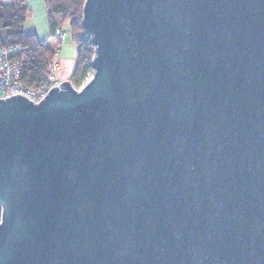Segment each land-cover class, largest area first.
I'll list each match as a JSON object with an SVG mask.
<instances>
[{"label": "water", "instance_id": "1", "mask_svg": "<svg viewBox=\"0 0 264 264\" xmlns=\"http://www.w3.org/2000/svg\"><path fill=\"white\" fill-rule=\"evenodd\" d=\"M80 90L0 99V264H264V0H86Z\"/></svg>", "mask_w": 264, "mask_h": 264}, {"label": "trees", "instance_id": "2", "mask_svg": "<svg viewBox=\"0 0 264 264\" xmlns=\"http://www.w3.org/2000/svg\"><path fill=\"white\" fill-rule=\"evenodd\" d=\"M47 8L49 40L41 41L35 34H26L24 27L31 10L27 0H13L12 4L0 2V46L19 47L17 60L21 67L20 83L30 90L48 84L49 69L56 62V48L61 44L56 32L69 28L71 41L77 47L76 63L69 81L80 89L92 76L95 47L84 26L86 0H44Z\"/></svg>", "mask_w": 264, "mask_h": 264}, {"label": "built area", "instance_id": "3", "mask_svg": "<svg viewBox=\"0 0 264 264\" xmlns=\"http://www.w3.org/2000/svg\"><path fill=\"white\" fill-rule=\"evenodd\" d=\"M56 37L61 41L64 40V34L60 31L56 32ZM19 51V47L2 48L0 46V99L21 95L31 102L39 104L45 99L53 87L59 86L61 83L58 78V60L56 58V62L49 69L48 84L40 89L30 90L20 83L21 67L17 60Z\"/></svg>", "mask_w": 264, "mask_h": 264}, {"label": "crops", "instance_id": "4", "mask_svg": "<svg viewBox=\"0 0 264 264\" xmlns=\"http://www.w3.org/2000/svg\"><path fill=\"white\" fill-rule=\"evenodd\" d=\"M0 2L10 5L13 0H0ZM27 6L30 8L31 14L25 23L24 30L26 34H35L41 41L49 40L47 8L44 0H27ZM76 53L77 47L72 41L65 42L64 40L60 54L57 57L60 65L58 78L61 81L69 80L76 63Z\"/></svg>", "mask_w": 264, "mask_h": 264}, {"label": "rangeland", "instance_id": "5", "mask_svg": "<svg viewBox=\"0 0 264 264\" xmlns=\"http://www.w3.org/2000/svg\"><path fill=\"white\" fill-rule=\"evenodd\" d=\"M62 33L64 34V40H65V42H69L70 40H71V33H70V30H69V28H67V27H65L64 28V30L62 31ZM57 40L59 41V43L61 44L60 46H58L57 48H56V55H57V57H58V55L60 54V50H61V47H62V45H63V42H64V40L63 41H61L59 38H57ZM57 41L56 40H54V41H50V43L51 44H55ZM58 59V58H57ZM60 66V65H59ZM92 77V76H91ZM91 77L87 80V82L86 83H88L89 82V80L91 79ZM69 81V80H68ZM60 82H63V81H61L60 80ZM85 83V84H86ZM84 84V85H85ZM83 85V86H84ZM82 86V87H83ZM81 87V88H82ZM80 88V89H81ZM80 89H78V90H80Z\"/></svg>", "mask_w": 264, "mask_h": 264}]
</instances>
